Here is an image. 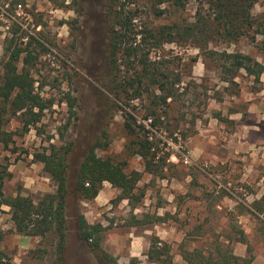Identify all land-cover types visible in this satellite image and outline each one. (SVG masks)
<instances>
[{"label":"rangeland","instance_id":"obj_1","mask_svg":"<svg viewBox=\"0 0 264 264\" xmlns=\"http://www.w3.org/2000/svg\"><path fill=\"white\" fill-rule=\"evenodd\" d=\"M202 6L199 0H0V76L5 41L7 47L15 36L24 47L26 40L18 38L31 35L44 47L32 41L38 51L31 69L35 92L52 102L24 135L20 114L5 115L3 131L12 133V142H0V172L11 174L3 194L20 192L38 202L55 192V181L33 155L51 145L69 148L60 259L52 233L43 240L17 234L3 205L5 264H187L183 252L211 251L220 243L236 256H252V264H264V213L251 212L264 195V72L257 82L243 70L231 78L220 66L230 62L219 55L249 56L264 67V37L229 42L220 31L206 50L181 37L150 48L149 61L160 63L175 82L174 99L155 107V128L145 119L148 97L129 101V74L119 68L114 76L108 68L110 13L128 14L139 32L190 24ZM252 14L264 19V0ZM124 113L145 126L154 144L146 160L133 144L144 133L134 127L136 134H128ZM92 146L95 156L122 165L126 174L139 173L129 199L107 182L94 198L78 192V169ZM80 217L105 229L99 250L80 238Z\"/></svg>","mask_w":264,"mask_h":264},{"label":"trees","instance_id":"obj_2","mask_svg":"<svg viewBox=\"0 0 264 264\" xmlns=\"http://www.w3.org/2000/svg\"><path fill=\"white\" fill-rule=\"evenodd\" d=\"M180 2V0H157L158 4L165 2ZM203 6L195 15V21L185 26L176 24L161 26L157 29L144 28L139 32L132 27V18L128 14L123 15L124 6L120 12L110 13L111 25L109 28V57L108 65L111 74H116L119 68H123L127 74L124 89L129 101L141 100L146 95L151 101L146 110L145 119L151 121L152 128L157 127L160 118L156 116L155 107L165 105L169 99H174L173 86L175 82L170 80V73L162 72L160 63L149 61L150 48H158L163 44L171 43L175 37L184 40H192L200 48L206 50L211 38L216 34H223L226 41L235 42L243 38L254 39V34H261L264 37V19H256L252 14L254 6L259 0H199ZM17 1L15 2V4ZM18 3L17 5H19ZM205 9L206 11H204ZM204 11V12H203ZM163 12H158L157 15ZM16 35V32L13 33ZM139 36V38H137ZM14 37V38H13ZM18 40H26L24 47L16 42L15 36L8 39L3 49L2 74L0 76V142L7 146L12 142V133L3 131V119L8 110L14 115L20 114L22 134H26L29 128L40 121L41 114L50 107V100H43L39 93L35 92V81L31 75L36 56L32 41L42 48L43 45L31 35H22ZM230 65H220L226 69L231 78L243 70L247 75L253 77L257 82L264 72V67L259 65L249 56H241L237 53L219 54ZM160 64V65H159ZM19 65L21 68L19 69ZM165 69V68H164ZM115 76V75H114ZM159 91L160 95H156ZM73 99L68 100L69 112L72 113ZM124 127L128 134L134 135L137 127L144 133L143 141L133 142L136 146L135 153L147 159L154 144L146 136V128L142 123L136 125L132 115L124 113ZM158 122V123H157ZM140 137V136H139ZM92 146L78 169V192L84 198H94L102 184L107 182L113 187L120 189L121 199H129L132 191L135 190L139 181V173L126 174L122 165L114 164L108 159H101L95 156ZM69 148L61 151L51 145L43 149L41 153H35L34 159L43 165V170L55 181L57 189L53 193H45L43 197L34 202L32 198L22 195L20 192L15 197H6L3 194L5 179L11 174L3 168L0 172V209L3 205L10 208L11 222L17 234L40 238L41 240L49 234L55 236L54 244L57 260L60 259L65 244V197L67 189V162L65 159ZM149 162L146 163L147 171ZM253 214L264 213V195L251 204ZM80 238L90 241L94 249H100L101 234L104 228L101 225H90L80 217ZM264 236V231L261 232ZM243 235V233H242ZM3 233H0V241ZM238 242L245 243L241 238ZM247 252L250 253L247 247ZM158 258L155 256L151 259ZM182 258L187 264H251L253 257H238L227 243L215 245L211 251H194V253L183 252ZM0 264H5L3 257H0ZM7 264V263H6Z\"/></svg>","mask_w":264,"mask_h":264},{"label":"crops","instance_id":"obj_3","mask_svg":"<svg viewBox=\"0 0 264 264\" xmlns=\"http://www.w3.org/2000/svg\"><path fill=\"white\" fill-rule=\"evenodd\" d=\"M9 208V207H8ZM236 256V255H235ZM238 257H241V256H238ZM242 258H243V256H242ZM252 264V263H251Z\"/></svg>","mask_w":264,"mask_h":264}]
</instances>
